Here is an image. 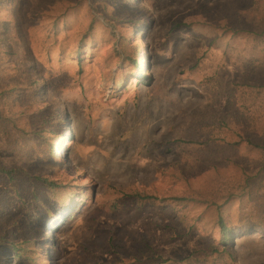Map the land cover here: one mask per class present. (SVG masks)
I'll list each match as a JSON object with an SVG mask.
<instances>
[{
	"label": "rangeland",
	"instance_id": "1",
	"mask_svg": "<svg viewBox=\"0 0 264 264\" xmlns=\"http://www.w3.org/2000/svg\"><path fill=\"white\" fill-rule=\"evenodd\" d=\"M262 28L264 0H0V264H264Z\"/></svg>",
	"mask_w": 264,
	"mask_h": 264
},
{
	"label": "trees",
	"instance_id": "2",
	"mask_svg": "<svg viewBox=\"0 0 264 264\" xmlns=\"http://www.w3.org/2000/svg\"><path fill=\"white\" fill-rule=\"evenodd\" d=\"M254 32L257 33V31H254ZM261 32H264V28H262ZM138 77H141V73L138 74ZM3 117L4 116H2V111L0 109V119L3 118ZM249 143H251V141ZM253 147L254 148H260V149L264 150V146H261L259 144H253ZM0 172L4 173V174H8V172L6 170H4V168L1 167V166H0ZM50 185L52 186L53 184H50ZM220 214H221V212L217 211V219H221V215ZM229 234H230V232L228 230L224 231V233H223V235H224L223 236V244L226 243L225 240L226 241L228 240V236H230ZM46 247H47V245H46ZM13 252H15V253H13V255L17 256L19 258L20 262L23 261L21 259V256H20L21 255V250L20 249L13 250Z\"/></svg>",
	"mask_w": 264,
	"mask_h": 264
},
{
	"label": "bare ground",
	"instance_id": "3",
	"mask_svg": "<svg viewBox=\"0 0 264 264\" xmlns=\"http://www.w3.org/2000/svg\"><path fill=\"white\" fill-rule=\"evenodd\" d=\"M57 215H59V214H57ZM58 217H59V216L55 217V218L52 220V222H53L54 220H56ZM52 222H51L50 225H53Z\"/></svg>",
	"mask_w": 264,
	"mask_h": 264
}]
</instances>
